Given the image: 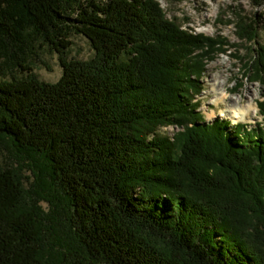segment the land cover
Segmentation results:
<instances>
[{
  "label": "trees",
  "instance_id": "1",
  "mask_svg": "<svg viewBox=\"0 0 264 264\" xmlns=\"http://www.w3.org/2000/svg\"><path fill=\"white\" fill-rule=\"evenodd\" d=\"M252 3L235 9L233 41L185 28L160 0H0V66L28 70L19 53L41 37L63 65L58 81L0 80V136L38 157L34 185L62 193L33 196L0 167V264H264V123H204L194 100L220 51L264 81V0ZM72 31L92 58L68 57Z\"/></svg>",
  "mask_w": 264,
  "mask_h": 264
},
{
  "label": "rangeland",
  "instance_id": "2",
  "mask_svg": "<svg viewBox=\"0 0 264 264\" xmlns=\"http://www.w3.org/2000/svg\"><path fill=\"white\" fill-rule=\"evenodd\" d=\"M160 1L170 18L177 19L185 28H189L191 31H194V33H203L213 37H218L220 35L226 36L231 38L233 41H237L239 39L236 31L237 27L234 23H231L232 19L235 17V9L242 7L247 11L255 10L252 0ZM70 38L73 43L68 49V57L90 59L95 55L96 50L87 36L82 33L72 31ZM234 52L236 54L240 53L238 51ZM19 56L23 58L27 57V63L30 66L29 69L25 70L19 67L16 62L21 59L14 57L15 60L13 59V62L5 66H0V80L12 79L14 76L22 77L26 76L29 72H34L43 80L58 81L63 73V65L60 61L59 52L51 43L48 42V40H45L43 37L35 40L32 43V46L28 49L27 53L20 51ZM207 64V70L201 78L204 89L198 94V97L194 99L201 100L198 110L203 112L204 119L202 121L204 123H211L220 118L231 120L233 125L239 121L251 122V126H256V123L258 122L257 120L263 121L264 108L261 109L259 102L264 99V81L261 79H252L251 77L246 76L243 70H241L242 63L240 60L236 59L235 55L231 52L220 51V53H218L216 57ZM215 77L218 78L217 81H226L225 86L222 84V88L220 89L228 87V94L237 97L242 103L248 102V100L254 96L255 99L253 100L252 107L247 112V119L234 121L232 118L220 114V109L214 102H212L214 92L213 90H210V80L214 81ZM237 85H240L239 88H237ZM212 108L216 110L215 113L217 114L214 117L209 116V111ZM180 129L181 127L171 124L164 126L162 128V132L174 137V133ZM231 129L232 125L229 126V130ZM34 161L39 160L37 156L33 155V153L19 150L16 145L13 144L12 140L0 136V167L4 168L6 166H16L25 179L27 187H34L35 190L32 189L30 191L31 195L39 196L43 193L45 195H49L54 200H62V193L60 194V192H58V188L52 185V181H50L48 185L45 183L44 179H40L43 174L40 172V165H36ZM33 167H35L37 177L40 176V178H37L35 185L33 184ZM44 169V165H42L41 170ZM58 205L59 207L66 206V203H58ZM46 207L49 209L48 205H46ZM58 210L59 208L54 211L57 215L60 213ZM52 217L53 220H48V224L53 227L51 228L53 234L50 237V240L52 241V246L50 247L55 252V250L60 246L59 236L61 233H58L57 229L59 228L57 223L58 220L54 219L53 214ZM61 222H63V220ZM63 223H65L63 224L65 226L61 228L62 231L63 228H66L68 225L66 222Z\"/></svg>",
  "mask_w": 264,
  "mask_h": 264
},
{
  "label": "bare ground",
  "instance_id": "3",
  "mask_svg": "<svg viewBox=\"0 0 264 264\" xmlns=\"http://www.w3.org/2000/svg\"><path fill=\"white\" fill-rule=\"evenodd\" d=\"M217 77H215L214 81H211V88L213 90L214 96L212 98V102L216 104V106L220 109L221 115L228 116L232 118L234 121H238L241 119H247L248 114L247 112L251 109L253 100L255 99L254 96L248 100L246 103H242L240 99L237 97L229 95L228 87L222 88V84H226V81L221 82V80L217 81ZM229 98V99H227ZM215 109L212 108L209 111V116L214 117L217 114L215 113Z\"/></svg>",
  "mask_w": 264,
  "mask_h": 264
}]
</instances>
